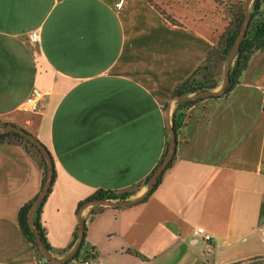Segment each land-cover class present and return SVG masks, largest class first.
I'll use <instances>...</instances> for the list:
<instances>
[{
	"label": "crops",
	"instance_id": "0c3cea01",
	"mask_svg": "<svg viewBox=\"0 0 264 264\" xmlns=\"http://www.w3.org/2000/svg\"><path fill=\"white\" fill-rule=\"evenodd\" d=\"M152 1L174 22L148 0H0V129H23L53 158L41 225L57 260H42L21 234L18 213L40 192L43 171L13 141L0 144V264L264 259V51L228 96L185 111L175 160L150 194L145 182L163 160L180 104L173 91L207 63L229 26L215 0ZM225 66L209 64L217 79ZM29 98L37 111L25 109ZM98 191L144 199L87 202L77 212ZM79 220L84 242L68 260Z\"/></svg>",
	"mask_w": 264,
	"mask_h": 264
},
{
	"label": "trees",
	"instance_id": "16d2710c",
	"mask_svg": "<svg viewBox=\"0 0 264 264\" xmlns=\"http://www.w3.org/2000/svg\"><path fill=\"white\" fill-rule=\"evenodd\" d=\"M148 1L149 3H151V5L155 7V9H157V11H159L163 16H165V18H167L171 22H174V20L170 16H168L161 7L154 4L152 0H148ZM215 1L221 8H223L224 12L226 13L229 19V26L227 27L224 34L219 38V41L216 44V46L213 49H211V51L209 52L207 63L199 67L192 76H190L187 80L179 84L173 91L171 98H177L180 96H190L197 94L201 91H212V90H216L219 87L220 80L217 79L215 75L211 73L209 64H211L212 62H216L218 64L226 63L229 52L231 51L234 45V42L237 38V35L245 19V15H244L245 1H239V2H235L231 0H215ZM250 16H251V21L246 36L240 46V50L238 54L236 55L231 65L230 84L226 88L225 92L221 96L216 98L228 96L237 85L238 78L240 77L241 73L247 68L251 57L259 51H264V0L253 1L250 10ZM201 101H203V99L190 100L188 102L180 103L177 106L171 120L172 121L171 129L174 131L176 137H178L179 131L184 124L185 111L191 108L192 106L200 103ZM13 141L22 144L27 151L34 153L40 159V165L43 171L41 189L40 192L32 201L28 202L20 209L18 213V225L21 234L23 235V237H25V239L29 243H31L33 248L37 251L39 257L42 260L44 259L45 261H47V259L43 256L42 252L40 251L37 245L35 236L32 232V228L38 230L43 243L50 250V246L47 242L45 230L41 225V213L49 194L52 192V187L50 188L49 193L45 198V200L36 207L33 214L32 224L30 223V218H29L31 209L35 201L37 200L39 194L42 192L46 182L47 168H48L47 162L43 154L39 151V149L36 146H34L30 141H28L26 138L16 133H6L0 135V144L5 142H13ZM168 148H169V141L167 142V149L165 155L167 154ZM174 160L175 157L173 158L172 162ZM54 179H55V172H54ZM149 179L150 177L147 178L145 185L148 184ZM161 181H162V177L158 180L154 188L151 190L150 194L155 192V190L160 185ZM132 195L133 193L131 192L117 194L111 191H98L94 197L87 199L85 202L79 204L77 208V212L84 205V203L90 201H95V200L125 201ZM77 236H78V228L74 234V242L77 241Z\"/></svg>",
	"mask_w": 264,
	"mask_h": 264
},
{
	"label": "water",
	"instance_id": "95a60500",
	"mask_svg": "<svg viewBox=\"0 0 264 264\" xmlns=\"http://www.w3.org/2000/svg\"><path fill=\"white\" fill-rule=\"evenodd\" d=\"M253 1L254 0H246L245 1V4H244L245 19H244V22L241 26V29L237 35V38L234 42V45H233L231 51L229 52L228 58L226 60L224 80H223V85H222L221 90L201 91V92L194 94V95L177 97V98H175V100L179 101L180 103H183V102H188L190 100H195V99L216 98V97L221 96L225 92L226 88L230 84V69H231L232 62L234 61L236 55L238 54V52L240 50V46H241V44H242V42L246 36L247 30H248L249 25H250V21H251L250 8H251ZM168 132L170 134L169 148H168L167 154L165 155L164 159L162 160L160 165L156 168V170L154 171V173L152 174V176L150 177V179L148 181L147 186L149 187L150 192L154 188V186L156 185L158 180L163 176L165 171L168 169V167L170 166V164H171V162H172V160L176 154L177 144H178L177 137L171 128L168 129ZM6 133H16V134H19L20 136L26 138L28 141H30L34 146H36L39 149V151L43 154V156L45 157V159L47 161V167L48 168H47L46 182H45V185H44L42 192L39 194L37 200L35 201L32 209H31L30 216H29L30 223L32 224L34 210L36 209V207L40 203H42L45 200V198L47 197V195L49 193L50 188L53 185L54 172H55L54 171V163H53V160L51 158V154L49 153L47 148L33 135L27 133L23 129H20V128L12 126V125H7V126L3 127L2 129H0V135L6 134ZM148 195L149 194H147V196ZM143 199L144 198H141L137 201L95 200V201L89 202V204H93L95 206L126 207V206H131L133 204H136ZM32 232L35 236L37 245H38L40 251L42 252L43 256L50 261L57 262V260H55L50 255L49 249L43 243L38 230L35 228H32ZM84 238H85V224L83 221L79 220V228H78V236H77L76 246H75V249L73 250V252L70 254L68 260L73 258L74 255H76L80 251V249L83 245V242H84ZM58 263L62 264L61 262H58Z\"/></svg>",
	"mask_w": 264,
	"mask_h": 264
},
{
	"label": "built area",
	"instance_id": "2783aa9c",
	"mask_svg": "<svg viewBox=\"0 0 264 264\" xmlns=\"http://www.w3.org/2000/svg\"><path fill=\"white\" fill-rule=\"evenodd\" d=\"M122 6V3H119L117 5L118 8H120ZM31 38L34 40V41H39V34L38 33H32V36ZM37 103L35 101L34 98H29L27 101H26V104H25V109L27 111H31V112H35L37 111ZM195 236H201L203 238V240L208 243V244H211L213 243V238L212 236L210 235H207V234H202L199 230H197L195 232ZM93 263V258H84V259H81V260H76L75 262L71 263V264H92Z\"/></svg>",
	"mask_w": 264,
	"mask_h": 264
},
{
	"label": "rangeland",
	"instance_id": "374dc122",
	"mask_svg": "<svg viewBox=\"0 0 264 264\" xmlns=\"http://www.w3.org/2000/svg\"><path fill=\"white\" fill-rule=\"evenodd\" d=\"M233 63V62H232ZM226 64V63H225ZM223 75L220 77V83L221 85L223 84ZM2 129V128H1ZM45 158V157H44ZM46 160V159H45ZM47 162V161H46ZM126 201V200H125ZM246 264H264V259H259V260H255L253 262H250V263H246Z\"/></svg>",
	"mask_w": 264,
	"mask_h": 264
}]
</instances>
